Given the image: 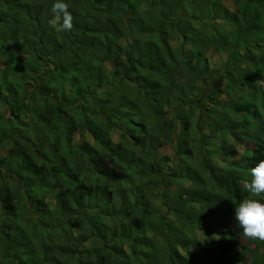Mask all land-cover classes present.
Wrapping results in <instances>:
<instances>
[{
    "label": "trees",
    "instance_id": "obj_1",
    "mask_svg": "<svg viewBox=\"0 0 264 264\" xmlns=\"http://www.w3.org/2000/svg\"><path fill=\"white\" fill-rule=\"evenodd\" d=\"M222 2L67 0L74 26L57 33L54 0H0L1 258L264 264V242L234 219L264 160V0ZM212 49L229 52L224 69L212 71ZM225 79L243 95L223 111L205 107L212 136H231L230 146H191L196 100L219 97ZM184 181L200 200L187 199Z\"/></svg>",
    "mask_w": 264,
    "mask_h": 264
},
{
    "label": "rangeland",
    "instance_id": "obj_2",
    "mask_svg": "<svg viewBox=\"0 0 264 264\" xmlns=\"http://www.w3.org/2000/svg\"><path fill=\"white\" fill-rule=\"evenodd\" d=\"M231 1L232 0H223V4H225L226 6H230L231 5ZM181 39L179 37H177L176 35H173L171 36L170 38V43L172 45H174L175 47H178L181 45ZM214 50H210L208 52V57L209 55H211L212 57V71H218V70H222L224 69L223 66H221L223 63H226V61L228 60V55H229V52H226L224 55H220V54H217V55H214ZM247 68L244 67V70L243 71H246ZM214 74H219L217 77H224V73H219V72H214ZM227 79V78H226ZM226 79H225V85H224V90L223 92L219 95V97L217 98H213L214 100L213 101H209V104H206L204 103V100H200V98L198 100H196V103H198L200 106H201V109L197 110L194 114V118H193V121L195 123V128L194 130L188 134V138H189V142H190V145L194 146V143L198 142V145L200 147H202L203 143L204 142H209V143H212L215 145V147L217 148H220L223 141H226V144L224 145L223 144V147H226L228 148L230 146V139H231V136H226V135H223V132H218L215 136H212V130H211V124L213 123L212 122V119L213 118H208L206 115V111L210 110L212 107H216L218 106L217 108H219L221 111L224 110V108H228L229 105H233L235 104V102L237 101L236 99L241 97L244 93V91L242 92L241 91V86H231L230 87V83H227L226 82ZM201 90H203L206 94V96H209L210 92L213 91V86L212 84H209V83H205V82H202L201 84ZM230 89V90H227V89ZM233 91V92H231ZM246 99H251L250 97L246 96ZM205 100H207V98H205ZM200 101V102H198ZM205 105L209 106V109L207 110ZM5 108L4 112L5 114H8V116H11V107L8 106V104L3 107ZM190 108V106H187V109ZM9 111V112H8ZM202 115L204 118L202 120H198L197 121V117L198 115ZM221 113H218L217 116H220ZM214 116H216L214 114ZM213 116V117H214ZM216 116V117H217ZM29 121L30 119L27 117L25 118V121H23L25 125H28L29 124ZM179 129L177 130V136L179 134ZM221 135H223L224 138L221 137ZM176 136V140L178 139V137ZM114 139H120L119 135L116 134L114 135ZM236 147L238 148L239 150V156L240 155H243L244 154V149L246 148L245 145H243V143L241 145H237L235 143ZM215 148V149H216ZM176 153V151L174 150V148L172 146H169L167 147V151L165 152V154H169L171 156H174ZM220 155V161L219 163L221 165H224V161H223V157H224V154L223 152L219 154ZM191 168V166L189 167V169ZM181 170L182 169H186L184 167H181L180 168ZM182 174H186L185 170L182 171ZM5 182H8L10 184H14L15 181L10 179L9 176H6V178L4 179ZM181 184L186 187V190L185 191V196L187 197V199H190V200H200V197L196 194L197 192V189H196V186L194 185L193 182H187V181H184V182H181ZM175 189H180V186L179 185H176L175 184ZM161 190L162 189H159L156 191V200L158 197H161L162 196H159L160 193H161ZM203 190H205V188L203 187ZM83 199L84 197L82 196L80 199H79V206L82 207L83 206ZM160 199V198H159ZM197 236L199 237L198 239L202 242H206V238L203 236V234L201 232H199L197 234ZM161 248V247H160ZM162 249V248H161ZM163 251V249H162ZM164 253V251H163ZM0 264H18L19 262L18 261H13L11 262V260H5L3 258H1L3 255L5 254H2V252L0 251ZM192 258V260L194 259H197V258H193V257H190ZM199 262V260H197ZM205 264V263H203Z\"/></svg>",
    "mask_w": 264,
    "mask_h": 264
},
{
    "label": "clouds",
    "instance_id": "obj_3",
    "mask_svg": "<svg viewBox=\"0 0 264 264\" xmlns=\"http://www.w3.org/2000/svg\"><path fill=\"white\" fill-rule=\"evenodd\" d=\"M67 0H54L51 7L52 18L48 25L57 33L71 31L74 17L69 11ZM264 83V80H259ZM251 181H245L244 186L250 194L235 206L234 219L236 227L242 230L241 235L250 240L264 242V202L257 197L264 198V160H260L250 169Z\"/></svg>",
    "mask_w": 264,
    "mask_h": 264
}]
</instances>
